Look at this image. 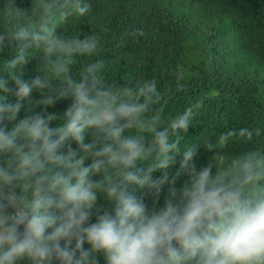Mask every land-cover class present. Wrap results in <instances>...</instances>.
Masks as SVG:
<instances>
[{"label":"clouds","instance_id":"obj_1","mask_svg":"<svg viewBox=\"0 0 264 264\" xmlns=\"http://www.w3.org/2000/svg\"><path fill=\"white\" fill-rule=\"evenodd\" d=\"M91 10L84 0L27 7L4 0L0 8V51H14L7 78L0 76V264H100L101 255L104 264H264V152L249 150L225 166L229 144L251 142L261 129H228L181 147L199 103L165 121L168 93L155 79L109 84L103 58L88 59L74 76L77 57L98 56L101 41L61 35L58 26ZM33 58L37 74L25 79ZM182 79L177 91L185 90ZM62 100L70 101L62 113L47 111ZM25 101L31 114L18 119ZM201 146L212 154L204 165ZM146 161V170L138 166ZM131 185L153 193V208ZM100 199L109 207H98Z\"/></svg>","mask_w":264,"mask_h":264},{"label":"trees","instance_id":"obj_2","mask_svg":"<svg viewBox=\"0 0 264 264\" xmlns=\"http://www.w3.org/2000/svg\"><path fill=\"white\" fill-rule=\"evenodd\" d=\"M92 5L86 17H69L58 26V33L67 37L96 35L100 38V52L95 57H77L72 73L88 59L103 58L107 62L103 76L109 84H127L155 79L157 88L167 92L164 109L165 121L182 112L189 105L199 103L197 114L189 127L181 147L214 140L228 129L260 128L261 135L251 142H232L225 149V166L232 157L249 150L264 152V0H84ZM4 0H0L2 8ZM31 0H17L21 7L30 6ZM0 21V29H2ZM139 29L143 36L126 35ZM123 39V44L116 45ZM39 54V50H30ZM14 51L5 47L0 51V76L7 78L4 63ZM39 58L25 66L24 78L36 75ZM184 91H177V75ZM10 87L14 84L10 81ZM33 92L31 100L39 99ZM15 102L14 96H9ZM70 103L58 101L47 111L60 114ZM28 101L18 119L31 114ZM43 106H36L40 112ZM57 121L53 122V125ZM11 126V125H9ZM135 134V130H130ZM90 139V137H89ZM75 149V142H70ZM66 151V149H65ZM197 163L204 165L212 155L198 149ZM180 157H177L179 161ZM147 169L148 162L138 165ZM175 167H178V163ZM169 171H174L169 169ZM161 175L153 173V178ZM182 176L177 182L179 187ZM8 191V189H6ZM19 193V189H15ZM129 191L141 199L149 209L157 198L147 188L129 186ZM167 195L164 186L158 198L162 205ZM108 208L100 199L98 207ZM95 222V216L92 217ZM85 247H88L85 245ZM104 264L103 256L99 257Z\"/></svg>","mask_w":264,"mask_h":264},{"label":"water","instance_id":"obj_3","mask_svg":"<svg viewBox=\"0 0 264 264\" xmlns=\"http://www.w3.org/2000/svg\"><path fill=\"white\" fill-rule=\"evenodd\" d=\"M4 192H5V193H7V190H6V189H4Z\"/></svg>","mask_w":264,"mask_h":264}]
</instances>
